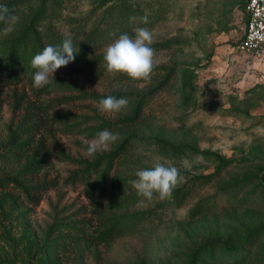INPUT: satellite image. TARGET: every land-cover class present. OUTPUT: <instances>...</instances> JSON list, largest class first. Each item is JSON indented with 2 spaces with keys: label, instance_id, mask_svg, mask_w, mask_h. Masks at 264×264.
<instances>
[{
  "label": "rangeland",
  "instance_id": "1",
  "mask_svg": "<svg viewBox=\"0 0 264 264\" xmlns=\"http://www.w3.org/2000/svg\"><path fill=\"white\" fill-rule=\"evenodd\" d=\"M102 1L19 0L14 31L0 28V264H262L264 55L236 48L245 0H130L141 11L127 29L109 24L116 11L101 20ZM94 27L109 32L83 53ZM139 27L152 33L150 78L108 72L106 46ZM68 33L75 59L41 88L32 59H8L16 35L36 55ZM108 95L127 106L101 112ZM103 130L119 139L86 155ZM157 160L179 170L173 189H189L179 204L173 189L148 200L130 183ZM111 224L118 233L103 240Z\"/></svg>",
  "mask_w": 264,
  "mask_h": 264
},
{
  "label": "clouds",
  "instance_id": "2",
  "mask_svg": "<svg viewBox=\"0 0 264 264\" xmlns=\"http://www.w3.org/2000/svg\"><path fill=\"white\" fill-rule=\"evenodd\" d=\"M18 20L19 17L12 14L6 4H0V22L5 24L4 35L14 31V25ZM143 23H147V17L143 18ZM134 32V38L124 33L107 45L103 60L110 73L123 72L134 80H147L153 70L154 50L150 47L153 43L152 33L144 27L136 28ZM74 53L77 52L73 47L70 33L65 34L62 45H46L43 51L34 55L31 60V66L38 69L33 76V86L41 88L51 83L50 77L54 79L57 69L74 61ZM127 104L126 98L117 99L108 95L99 101L98 107L101 112H119ZM117 139H119L117 133L108 130L98 132L91 141H84L88 144L86 155L91 156L98 150H107L108 144ZM135 176L137 179L131 180L130 183L139 196L148 200L153 198V193H158L161 200L168 198L180 180L179 170L175 166H166L158 160L151 168L137 170Z\"/></svg>",
  "mask_w": 264,
  "mask_h": 264
},
{
  "label": "trees",
  "instance_id": "3",
  "mask_svg": "<svg viewBox=\"0 0 264 264\" xmlns=\"http://www.w3.org/2000/svg\"><path fill=\"white\" fill-rule=\"evenodd\" d=\"M246 1V0H245ZM104 4L108 3V5L106 6V9L104 10V14L101 18L102 21L105 20L106 14H111L112 12L116 11L119 16L111 19L109 21V24H112V26H116L115 28H117V26H120L123 24L124 28L127 29L129 26L128 23L130 19L134 18V15L137 14V11H141L140 9H138L135 5H133V3L130 0H103L102 1ZM1 4H6L9 9L11 10L12 14H17V12L19 11L20 8V3L19 0H10L8 2H4ZM147 14L149 15L147 18H149L150 16H152V13L150 11L147 12ZM5 24L3 22H0V28H2ZM108 30L106 29V27L103 28H92V30L90 31V34L88 33L86 36L88 38L87 43H85L84 47L81 49V52H85V50L87 48H94L98 46V43H101V38H103V36L108 34ZM42 33H40L38 35V37L41 35ZM49 38V45L52 46H56L55 43L57 42H61V38L60 37H55L53 34L48 36ZM12 47L10 49L9 52V56L8 59H32L34 57V52L33 51H27L25 45H26V40L20 36V35H16L13 37L12 39ZM63 42V41H62ZM73 46L75 44V41H72ZM44 46V41L43 39L40 37L39 39H35L32 43V47L36 50V49H40L41 47ZM89 51V50H88ZM41 52V49H40ZM15 65L10 62L9 65V70H10V76L13 78H17L18 74H16L15 72ZM158 145L174 151V152H185L188 148L187 145H174V144H170L166 141H162V140H158ZM95 165V163H93ZM214 174H206V175H201L199 177H196L195 179L197 180V182H207L205 181V178H209L210 176H213ZM104 176V175H103ZM198 178H204V179H198ZM103 179V177H102ZM8 178H0V184L2 183H7ZM11 180V178H10ZM185 185H181L179 187H176L175 189H173L172 192V200L173 202H175L176 204H179L181 202V200L183 199V197L185 196L186 193H188L189 189H185L184 188ZM39 187L41 188V185H39ZM36 187H34L33 189H35ZM103 190V183H102V187H101V191L97 196L96 199V205H100L102 202V198H101V194ZM203 207H206V202L201 204V205H197L194 206L191 210L192 213L195 212H199V210ZM118 233V229L116 228V224H111L110 226L102 229L99 233V236L103 239V240H109L111 238H113L116 234ZM264 264V262L262 263Z\"/></svg>",
  "mask_w": 264,
  "mask_h": 264
},
{
  "label": "built area",
  "instance_id": "4",
  "mask_svg": "<svg viewBox=\"0 0 264 264\" xmlns=\"http://www.w3.org/2000/svg\"><path fill=\"white\" fill-rule=\"evenodd\" d=\"M242 36L236 48L253 57L264 55V0H246Z\"/></svg>",
  "mask_w": 264,
  "mask_h": 264
},
{
  "label": "crops",
  "instance_id": "5",
  "mask_svg": "<svg viewBox=\"0 0 264 264\" xmlns=\"http://www.w3.org/2000/svg\"><path fill=\"white\" fill-rule=\"evenodd\" d=\"M245 21V20H244Z\"/></svg>",
  "mask_w": 264,
  "mask_h": 264
}]
</instances>
